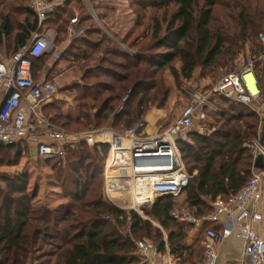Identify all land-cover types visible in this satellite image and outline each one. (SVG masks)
<instances>
[{
    "label": "trees",
    "instance_id": "obj_1",
    "mask_svg": "<svg viewBox=\"0 0 264 264\" xmlns=\"http://www.w3.org/2000/svg\"><path fill=\"white\" fill-rule=\"evenodd\" d=\"M30 1L0 0V54L12 57L29 44L37 31L38 17ZM70 1L66 0L45 23L55 26L58 43L68 38L71 20L66 15ZM129 1L142 9L163 8L168 17L153 19L151 41L137 48V53L110 47L106 43L109 37L92 23L90 13L77 17L80 26L87 22L90 25H86L82 39L71 43L64 55L87 64L97 62L106 53L116 54L124 60L123 71L115 69L107 73L103 65L93 70H88L90 65L84 67L81 81L73 86L77 90L74 110L64 112L59 103L42 106V111L54 110L48 119L52 124L63 127L74 124L84 129L110 125L124 130L144 122L153 107L161 109L168 103L170 86L165 85L164 70L170 72L179 88L184 82H208L201 90L205 92L226 74L240 70L247 58L264 54V44L259 37L264 33V2L230 0L235 4H226L232 18L227 20L215 16L217 0ZM107 2L100 0L96 6L102 9L98 14L110 28V18L116 8ZM135 26L139 25L135 23ZM140 41L143 40L134 39L130 46L136 47ZM47 54L32 57L37 80L43 79L41 68ZM243 55L241 64L239 60ZM177 59L179 66L174 64ZM254 74L261 91L255 105H260L264 103L262 62L257 63ZM100 76L109 77L110 81ZM90 79L95 81L91 83ZM121 103V111H117ZM220 104L222 110L213 116L214 130L200 133L191 129L185 139L178 141L186 169L190 174L196 172L179 196L185 194L187 208L195 210L198 218H208L215 200L228 198L248 182L253 153L247 144L258 136L264 144V116H258L250 106L229 99H220ZM23 141H0L1 165H14L8 160L9 153L20 161L26 147ZM108 154V145L88 146L81 142L68 147L63 158L45 159L56 160L52 167L54 184L68 198L54 208L35 203L37 191L32 193L28 189V173L20 172L3 179L0 264H36L41 254H44L41 258H50L45 264H141L135 244L138 240L153 243L161 253L168 252L176 264H200L204 230L193 244H188L194 225L173 216L177 197H158L141 212L119 207L105 197ZM204 225L205 229L224 230L222 222L206 220ZM122 228H127L128 233Z\"/></svg>",
    "mask_w": 264,
    "mask_h": 264
},
{
    "label": "built area",
    "instance_id": "obj_2",
    "mask_svg": "<svg viewBox=\"0 0 264 264\" xmlns=\"http://www.w3.org/2000/svg\"><path fill=\"white\" fill-rule=\"evenodd\" d=\"M65 2L31 0L30 7L38 17L37 31L29 44L8 62L0 60V91L3 95L0 102V141L14 143L25 139L30 147L35 148L36 155L44 159L63 158L68 147L81 142L88 146L105 144L111 153L104 172V194L109 201L141 212L144 206L152 204L158 197H178L196 174H190L185 167L178 147L179 139H185L196 123L200 133L214 130L208 121L222 110L220 99L223 98L250 106L260 113V109L254 106L261 96L254 69L259 61L264 65V54L259 58H247L240 70L226 74L208 91H193L192 103L167 126L149 131L144 121L124 130L104 126L71 132L56 127L41 112L40 107L52 99L60 86L56 81L35 79L32 62V57H41L53 48L54 39L45 29V23ZM76 21L77 18L71 20L72 23ZM259 37L264 44V33ZM248 74H254L256 90L248 85ZM247 147L253 153L252 174L237 193L215 200L208 218H198L188 211L172 213L176 219L204 230V253L200 264H218L217 247L224 242L227 230L233 231L243 242L245 258L252 264H264V239L253 226L263 218L256 205L262 198L264 168L256 167L255 161L258 156L264 161V144L258 136L248 142ZM206 220L222 222L224 230L205 229ZM135 244L143 261L151 260L152 252L157 254V247L149 241L138 240ZM173 263L169 258L167 264Z\"/></svg>",
    "mask_w": 264,
    "mask_h": 264
},
{
    "label": "rangeland",
    "instance_id": "obj_3",
    "mask_svg": "<svg viewBox=\"0 0 264 264\" xmlns=\"http://www.w3.org/2000/svg\"><path fill=\"white\" fill-rule=\"evenodd\" d=\"M98 1L100 0H89L88 2H85L84 3L85 9L79 13L78 17H80V15L82 14L90 13L93 16V20H94V22L92 23H95V25L99 27L103 31V33H105L109 37V40L106 43H109L110 47H119L130 53H137L136 50L137 48H141L145 44L150 43L151 41L150 37L152 35L151 31L154 25L153 19L159 18L161 20L162 17H165L167 15L165 13V9L163 8L148 7L147 9H142L138 5L132 4V2L129 0H119V2L116 0L114 1L105 0L108 1L107 3H110L111 6H114L116 8L114 16L112 15L113 17L110 18V21H112L111 23L114 24V27L110 29L105 26L104 21L101 19V17L98 14V12H102L101 11L102 9L96 6V3ZM217 1L218 3L214 9L215 16H217V18L225 17L227 20H231L232 19L230 16L231 10L226 8V4L229 3V5L233 6L235 4L234 1H230V0H217ZM248 1H251L252 3L264 2V0H248ZM122 6L123 8H121ZM118 7H120L119 10L117 9ZM68 13L66 16H68V18L70 19L71 17ZM135 23L138 24L139 26L136 27ZM77 24L69 27L67 39L62 40L58 43L57 37L54 38L55 39L54 46L45 57V61H44L45 64H43V67L41 68V72L43 76L45 75L44 77L45 80L56 81L60 86L59 91L47 103L48 104L59 103L62 111L64 112L66 110H74L75 103L73 99L77 94L76 92L77 90H74L73 86L74 84H76V82L81 81L82 72L87 67V65H90L88 70L90 68L93 70L94 68L96 69L97 67H99V65H103L107 73H110V71H115V69L120 72L123 71L122 63H124V60L123 58H121L116 54L106 53L104 54V56H102V58L100 57V59H98L97 62L92 61L93 63L89 62L87 64H84L83 60L80 59L73 60V58L70 57V55H64V52L66 51V49H69L71 43L82 39L86 30V25H90V22L84 23L85 24L84 26H80L79 24L78 25ZM51 27L54 29V31H56L54 25H52ZM71 32L73 33L71 34ZM55 34L56 33L54 32L53 37L55 36ZM93 37L97 39H101L100 36H93ZM134 39L143 40V41H140L138 46L131 47L130 45L134 41ZM244 57H245L244 55L240 57L239 63L242 64ZM103 58H106V60H101ZM174 64L179 66V60L177 59L174 62ZM52 68H53L52 74L49 77H47V73ZM94 73L100 74L99 72H94ZM99 78L110 81L109 77L107 78L105 76L104 77L100 76ZM163 78L165 85L168 84L170 86L168 103L165 105V107L161 109L156 107L150 109V111L153 109H159L164 111L163 113H165V116L163 117V119L158 120L161 121L158 123L159 126L176 120V118L181 114L184 108H186L189 104L192 103L193 91L197 93L202 92L201 90L203 89L204 84L208 83V82H204V83L184 82L181 88H179V86L176 85L174 78L167 69L163 71ZM90 81L92 83L95 81V79H90ZM2 98L3 95L1 93L0 102L2 101ZM122 106L123 105L121 103L117 111H121L120 109L122 108ZM261 108L263 107L258 106V109ZM53 111L54 110L49 108L43 109L44 117L49 119V114L52 113ZM214 122H215L214 120L208 121L210 126H213ZM198 125H199L198 123L195 124L193 131H197L199 129ZM55 126L66 129L71 132L88 130V129H84L82 126H77L74 124L68 127H63L61 125L58 126L55 125ZM106 126H110V125H106ZM29 147L30 146L28 145L25 147L23 152V157L20 159V161H18L19 159L15 158L14 154L9 153L10 158L8 160L14 163V165L0 164V186L5 187V183L3 181L5 177L12 178L17 174V172L19 173L20 171L22 172L27 171L25 172L28 173L29 175V182L27 184V187L30 191H32V193L37 191V197L35 199L36 204L46 206L49 208L51 207L54 208L57 205L68 201V198L64 196L62 189L54 184L55 173L52 167L53 164L55 163L54 161L56 160H45L39 155L32 154L33 151L29 150ZM110 157H111V153L108 156V161L110 160ZM184 200H185V194L176 198L175 211L177 212L188 211L191 215H194L195 210L188 209ZM148 206L149 205L144 206L143 208ZM122 229L124 233H128L127 228H122ZM41 255L44 256V254ZM41 257L38 258V260H36V264H45L46 262L50 261V258L48 257L47 258L46 257L41 258Z\"/></svg>",
    "mask_w": 264,
    "mask_h": 264
},
{
    "label": "crops",
    "instance_id": "obj_4",
    "mask_svg": "<svg viewBox=\"0 0 264 264\" xmlns=\"http://www.w3.org/2000/svg\"><path fill=\"white\" fill-rule=\"evenodd\" d=\"M84 3L85 2L83 0H79V1L78 0H71L70 1L69 8H68V12H69L68 14L71 17L70 20H72L73 18H77L79 13L85 9ZM121 8H123V6ZM117 9L119 10L120 7H118ZM75 13H76V15H75ZM118 14H119V11H118ZM77 21L75 23L71 22V26H74V24H76ZM109 24L111 25L110 29H112L114 27V24L111 22H109ZM45 29L48 30V32L50 33V35L52 37H53V33L54 32L56 33L55 36L53 37V39L57 37V32L54 31V29L51 26L45 25ZM72 33L73 32H71V34ZM10 58H11V56L7 55L6 53L0 54V60H2V61L8 62L10 60ZM52 72H53V68L49 70V72L47 73V76L48 75L50 76L52 74ZM253 75H252V77H253ZM44 77H45V75L41 76V78H43V79H38V80H44L45 79ZM255 79H256V76H255ZM253 90H256V89H253ZM42 106L40 107V110L43 113ZM255 106L263 107L260 109V113L256 112L260 117H263L264 116V103L260 104V105H255ZM163 112H164L163 110H159V109H153V110L149 111V113L146 116V121H145L147 124V129L149 131H153L154 129L161 127L158 125V123L161 121H158V120L163 119V117L165 116V113H163ZM28 118L30 120H32L31 119L32 117H30V114H28ZM23 145H26V146L28 145V142L25 139L23 141ZM29 150L33 151L32 154H36L35 148L29 147ZM263 163H264V161H263ZM20 172H22V171H20ZM25 172H27V171H25ZM17 174H18V172H17ZM262 190H263L262 191V198L257 203L256 210L262 214L263 218L261 221L254 222L253 226H254L255 230L264 239V182H263ZM201 232H202L201 228L194 227L193 230L191 231V233L189 234L188 239H187L188 244L189 245L193 244L198 239V237L201 235ZM225 235H226V238H225L224 242L221 245H219V247H217L218 264H252L247 258H245L243 256V253H242L243 242L235 236L234 232L227 230ZM151 255H152L151 260H147V261L140 260V263L141 264H167V262L169 261V258H171L172 262H174L173 264H176L175 259L168 252L167 253H161V252L157 251V254H154L152 252Z\"/></svg>",
    "mask_w": 264,
    "mask_h": 264
},
{
    "label": "bare ground",
    "instance_id": "obj_5",
    "mask_svg": "<svg viewBox=\"0 0 264 264\" xmlns=\"http://www.w3.org/2000/svg\"><path fill=\"white\" fill-rule=\"evenodd\" d=\"M246 79L248 81V85L250 86V88L252 89H256L255 85H254V78L252 77L251 74L246 75Z\"/></svg>",
    "mask_w": 264,
    "mask_h": 264
},
{
    "label": "water",
    "instance_id": "obj_6",
    "mask_svg": "<svg viewBox=\"0 0 264 264\" xmlns=\"http://www.w3.org/2000/svg\"><path fill=\"white\" fill-rule=\"evenodd\" d=\"M255 166L258 168H263V158L261 156L256 158Z\"/></svg>",
    "mask_w": 264,
    "mask_h": 264
}]
</instances>
